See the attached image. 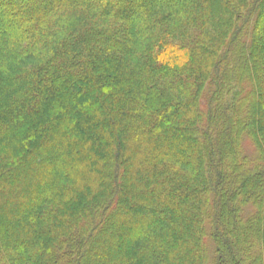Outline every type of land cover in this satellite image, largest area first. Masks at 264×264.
Instances as JSON below:
<instances>
[{
    "label": "trees",
    "instance_id": "obj_1",
    "mask_svg": "<svg viewBox=\"0 0 264 264\" xmlns=\"http://www.w3.org/2000/svg\"><path fill=\"white\" fill-rule=\"evenodd\" d=\"M262 2L0 0L13 264H264Z\"/></svg>",
    "mask_w": 264,
    "mask_h": 264
},
{
    "label": "rangeland",
    "instance_id": "obj_2",
    "mask_svg": "<svg viewBox=\"0 0 264 264\" xmlns=\"http://www.w3.org/2000/svg\"><path fill=\"white\" fill-rule=\"evenodd\" d=\"M263 3L264 2H262V5H263ZM261 6V5H260ZM260 8V7H259ZM257 10V9H256ZM258 11V10H257ZM260 13L262 14V18H260L259 19V24H260V28L263 30L264 29V8H262V6H261V9H260ZM258 34H260L259 32H257ZM252 154V152L250 153V155ZM231 223L229 222V224L227 225V226H231L230 225ZM230 233H233V231L231 230L230 231ZM222 235H226L225 233H221ZM240 241L242 242V241H244L242 238H240ZM206 243V242H205ZM7 245L3 242V245H0V254H1V256H2V258H3V264H13V261H12V259L11 258H9V256H8V254H7ZM245 248V247H244ZM244 248H243V250H244ZM244 253V252H243ZM217 253L215 252V255H216ZM245 256L246 257H249V255H246V252H245ZM245 260H247V259H245ZM244 259H243V261H242V264H246V261H245ZM1 264V263H0Z\"/></svg>",
    "mask_w": 264,
    "mask_h": 264
}]
</instances>
